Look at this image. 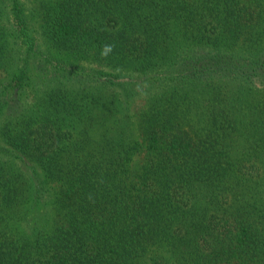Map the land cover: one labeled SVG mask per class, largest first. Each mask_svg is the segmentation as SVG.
I'll return each instance as SVG.
<instances>
[{
  "label": "trees",
  "instance_id": "obj_1",
  "mask_svg": "<svg viewBox=\"0 0 264 264\" xmlns=\"http://www.w3.org/2000/svg\"><path fill=\"white\" fill-rule=\"evenodd\" d=\"M0 264H264V0H0Z\"/></svg>",
  "mask_w": 264,
  "mask_h": 264
},
{
  "label": "rangeland",
  "instance_id": "obj_2",
  "mask_svg": "<svg viewBox=\"0 0 264 264\" xmlns=\"http://www.w3.org/2000/svg\"><path fill=\"white\" fill-rule=\"evenodd\" d=\"M25 1V4H26V9L28 12L34 10V8L36 7V5L38 4V1L39 0H24ZM32 17V20L35 21V20H38L39 21V18L35 15V16H31L30 15V19ZM36 33L38 35V37H41L40 33H39V29L36 30ZM43 43V42H42ZM41 43V45H42ZM44 46V45H43ZM142 103H143V100H142Z\"/></svg>",
  "mask_w": 264,
  "mask_h": 264
},
{
  "label": "clouds",
  "instance_id": "obj_3",
  "mask_svg": "<svg viewBox=\"0 0 264 264\" xmlns=\"http://www.w3.org/2000/svg\"><path fill=\"white\" fill-rule=\"evenodd\" d=\"M113 47H114L113 45H107V44L104 45L102 47L101 55L107 57V55L112 52Z\"/></svg>",
  "mask_w": 264,
  "mask_h": 264
}]
</instances>
